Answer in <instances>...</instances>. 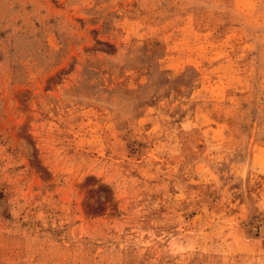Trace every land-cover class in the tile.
<instances>
[{
	"label": "rangeland",
	"instance_id": "374dc122",
	"mask_svg": "<svg viewBox=\"0 0 264 264\" xmlns=\"http://www.w3.org/2000/svg\"><path fill=\"white\" fill-rule=\"evenodd\" d=\"M0 264H264V0H0Z\"/></svg>",
	"mask_w": 264,
	"mask_h": 264
}]
</instances>
